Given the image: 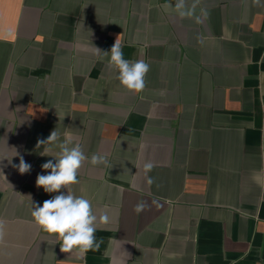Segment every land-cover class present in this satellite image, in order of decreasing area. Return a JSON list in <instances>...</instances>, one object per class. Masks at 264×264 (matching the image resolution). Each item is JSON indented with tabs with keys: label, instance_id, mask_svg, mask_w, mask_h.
<instances>
[{
	"label": "crops",
	"instance_id": "1",
	"mask_svg": "<svg viewBox=\"0 0 264 264\" xmlns=\"http://www.w3.org/2000/svg\"><path fill=\"white\" fill-rule=\"evenodd\" d=\"M175 2L0 0V264H264V0ZM116 39L150 65L141 93L97 53ZM55 129L108 162L71 186L110 216L83 255L31 215Z\"/></svg>",
	"mask_w": 264,
	"mask_h": 264
},
{
	"label": "clouds",
	"instance_id": "2",
	"mask_svg": "<svg viewBox=\"0 0 264 264\" xmlns=\"http://www.w3.org/2000/svg\"><path fill=\"white\" fill-rule=\"evenodd\" d=\"M166 7L174 8L180 18L193 17L196 10V4L193 3L189 7L186 5V0H176L174 5L168 3ZM96 50L97 53L102 54V57L109 58L108 65L117 70L116 78L123 88L132 93L143 92L146 87V76L150 71L148 63L143 60L125 59L118 39L110 51H101L97 48ZM38 146H43L44 151H49L51 148H57L59 151L54 160H48L41 165L48 174H40L36 178L37 188H43L45 193H57L51 199L45 200L42 206L39 203H32L31 215L36 225L57 240L62 253L70 254L75 251L83 255L90 250H99L103 239L97 240L95 233L99 224L109 223L108 210L105 209L97 216L91 201L83 196L74 195L71 186L79 183L78 173L85 161H89L93 166H107L106 157L93 153L89 160L80 143H74L69 138L61 141L56 129L46 139H38ZM154 166L151 162L145 164L148 171ZM13 167L17 168L20 174L31 170V165L25 162L23 156L20 157L19 164ZM148 182L151 184L153 180L149 178ZM146 207L145 203L140 202L136 205L135 211L142 212ZM3 236L4 222L0 221V239H3Z\"/></svg>",
	"mask_w": 264,
	"mask_h": 264
}]
</instances>
